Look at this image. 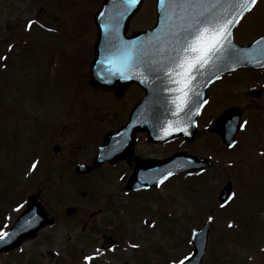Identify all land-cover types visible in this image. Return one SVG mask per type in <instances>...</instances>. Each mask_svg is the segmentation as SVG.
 Masks as SVG:
<instances>
[{
    "label": "rangeland",
    "instance_id": "obj_1",
    "mask_svg": "<svg viewBox=\"0 0 264 264\" xmlns=\"http://www.w3.org/2000/svg\"><path fill=\"white\" fill-rule=\"evenodd\" d=\"M102 1L0 0V57H7L0 59V230L11 226L27 197L35 192H41L55 218L36 238L1 252L0 264H171L192 253V233L206 221L211 230L203 264H264V230H256V218L238 210L247 195L239 189L230 208L217 199L226 183L221 166L235 159L237 147L220 150L221 143L208 133L209 120L228 106L248 107L258 114L264 111L252 110L246 98L253 77L249 72L216 83L199 119L194 150L216 161L213 172L173 178L158 194L153 191L135 197L123 193L118 179H100V172L79 176L67 163L49 170V113L58 116L56 108L61 102L78 95L73 85L89 77L87 67H74L79 57L86 65L94 54V14ZM30 19L38 21L29 29L26 23ZM155 19V0H147L132 19L129 33L154 24ZM53 25L59 27L58 32L49 31ZM263 32L264 0H257L237 27L235 38L242 44ZM58 42L62 44L53 49ZM49 50L66 56L63 68L50 76ZM260 103L264 109V98L254 105ZM211 140L212 148L208 145ZM96 142L87 149L92 155ZM243 145L242 140L238 146ZM34 161H38L35 169ZM241 171L230 169V175L242 176ZM248 176L255 174L252 171ZM250 182L255 184L254 179ZM249 196H255L254 192ZM243 205L247 207V203ZM69 206L77 207L78 212L68 216ZM107 238L120 245L109 248ZM102 245L105 249L100 251ZM97 250L100 254L91 262L84 261L85 255Z\"/></svg>",
    "mask_w": 264,
    "mask_h": 264
},
{
    "label": "flooded vegetation",
    "instance_id": "obj_2",
    "mask_svg": "<svg viewBox=\"0 0 264 264\" xmlns=\"http://www.w3.org/2000/svg\"><path fill=\"white\" fill-rule=\"evenodd\" d=\"M56 25L52 27L55 28L57 27ZM147 27L149 26L145 28ZM57 28L59 29V27ZM61 44L58 42L53 49H57V46L59 47ZM93 56L86 65H83L82 58L79 57L76 60L79 64L74 68L80 70L84 66L86 70L87 67L89 76L86 81L76 84L79 86L73 85L76 87L75 92L78 95L72 97L69 102H61L59 107L56 108L59 112L58 116L54 117L52 113H49V170L55 166L62 167L65 163L71 167L73 166V168L78 163L93 165L98 147L103 143L106 135L110 131L120 130L126 126V129L114 138L117 148H122L119 160L114 163L105 162L85 173L77 175L90 177L100 172V179L107 180L111 177L116 180L118 179L124 188L123 193L135 197L147 195L153 191L154 193H158L159 187L134 189L127 187V185L130 182L141 183L144 179L149 178L148 174L153 171L149 168L146 169L145 164L150 160L164 159L175 152L181 151L197 154L194 147L198 141V131L192 141H188L181 133L169 138L167 142L150 137L151 133L156 132L155 130L160 120H157L156 113L153 111L156 107H152L151 112L149 75H146L144 72L142 74L131 73L126 89L118 94L114 91L96 88L90 83V64ZM63 57L66 56L52 53V50H49V76L53 75L54 71L58 72V70L63 68L61 64ZM70 58L72 57L70 56ZM55 62L59 64L56 67L54 65ZM180 71L179 69L178 72ZM242 71L253 74L252 79H250L252 85L246 90V98L249 99L252 110L254 108L264 110L261 103L256 106L254 105V103L256 104V102L264 98V71L247 68L229 75L233 76ZM178 72H172V80L167 85L171 88L168 94L173 96L174 102L180 107L182 105L184 107V112H182L181 108V112L179 113V124H181L182 115L188 121L191 119L192 106L197 99L198 84L202 83L203 85L205 80L198 79L197 74L194 75L193 73L194 83L189 88L183 83L177 82L183 80V76L177 75ZM226 76L228 75L223 77ZM162 83L165 85L164 81ZM213 86L211 85L207 90V100L211 95ZM178 89H182L183 91H178ZM185 94L188 97L187 103H182L181 100ZM166 95V91L164 90L158 97L165 99ZM240 108L242 110L240 125L244 121L248 123L245 127H240L236 135V143L233 147L223 145L220 136L211 129L212 122L217 116L209 120L208 133L212 137L215 135L217 142H221L223 147L220 150L233 151L235 147L239 148L238 144L243 140V147L234 150L235 159L232 158L233 161L227 162V164L223 163L224 165L221 167L226 174V183L232 182L233 191L238 190L239 186V189L247 195V198L240 200L241 207L239 206L238 209L255 217L257 221L256 230L262 231L264 230V113H251V111H248L250 110L248 107ZM203 111L201 115H203ZM212 137L210 138L212 139ZM94 142H96V152L92 155L87 149ZM208 145L212 148L213 141L208 142ZM169 146L172 149L167 151V147ZM252 147H255V150ZM238 161L240 163L243 161V165L238 164ZM217 166V163L213 161L210 170L213 172ZM230 169H241L242 173L240 175L242 176H231ZM252 171L255 176H248ZM197 173H179L174 176L191 177ZM251 179H254L255 184L250 182ZM252 192H254L255 196L251 197L249 195ZM112 195L114 196V194ZM109 199L114 200L115 198L110 197ZM244 203H247L246 208L243 205ZM230 207L229 205L228 208ZM115 216L119 217L120 214H116ZM111 241L115 242L117 246L120 244L114 240Z\"/></svg>",
    "mask_w": 264,
    "mask_h": 264
},
{
    "label": "water",
    "instance_id": "obj_3",
    "mask_svg": "<svg viewBox=\"0 0 264 264\" xmlns=\"http://www.w3.org/2000/svg\"><path fill=\"white\" fill-rule=\"evenodd\" d=\"M144 1L145 0H140V2L134 6L128 7L127 11H125L126 5L122 3V0L103 1L102 6L95 15L98 37L95 44V57L91 64L90 82L96 87L114 90L116 94H118L126 89L131 73L142 74V72H144L146 75L148 74L150 81L149 97L151 112L152 107H156L153 111L156 113L157 120H160L155 130L156 132L151 133V136L156 137L155 135H157L164 140L174 134L181 133L190 137L191 141L196 131V115L205 102V87L225 72L246 66H263L264 35L252 43L241 46L238 45L234 39V30L239 22L233 25L230 30V45L227 46V53L221 55L219 59L210 61L197 75L198 79L207 80L203 85L202 83L198 84L196 110L194 111L192 108V115L189 121L183 118L184 116L182 115V121L181 124H179V113L183 106L180 107L174 102L173 96L168 94L171 88L167 85L172 80V72L179 71L172 63V45L169 44L167 48L161 51L162 45L154 44L153 40L162 29H166L169 24L175 26L178 21L175 19L171 21L166 19L165 13L161 11L160 0H156V24L149 29L135 31L130 37L127 36L129 22L141 8ZM133 41L137 42V48L142 47L144 51L138 55V61L134 70L129 71L120 67L121 48L124 42L131 43ZM162 81L165 82V85H163ZM164 90L167 94L165 99L163 97L159 98L158 96ZM233 111V108L227 109L224 115L217 119L214 125V129L219 131L224 141L228 143L233 142L236 130L228 131L224 123L229 120V115L233 113ZM182 112H184V110H182ZM173 128L177 130L172 131ZM112 136L113 132H110L107 135L106 141L99 147V153L95 158L96 164H100L106 160L116 159L117 152L112 149L110 143ZM210 164L211 162L209 160L187 154L186 152L174 154L165 160L146 163L145 168H155L158 170V174L154 176L156 178L155 181L151 179L150 182H152L145 186H152L176 171L201 169ZM77 169L80 171L81 166H78ZM230 190L231 185H226L221 191L219 199L223 201L228 196ZM73 211H75L74 208L69 209V213ZM49 222H52V218L46 211L44 203L39 195L35 194L30 196L25 211L7 231L9 235L0 239V252L12 250L19 246L24 240L36 236L37 232ZM209 231L210 224L205 223L202 227L193 232L192 241L194 244V252L185 260L184 264L201 263L206 252Z\"/></svg>",
    "mask_w": 264,
    "mask_h": 264
},
{
    "label": "snow or ice",
    "instance_id": "obj_4",
    "mask_svg": "<svg viewBox=\"0 0 264 264\" xmlns=\"http://www.w3.org/2000/svg\"><path fill=\"white\" fill-rule=\"evenodd\" d=\"M139 2L140 0H122L126 5L125 11ZM160 3L166 19L169 21L175 19L178 23L175 26L169 24L166 29H162L153 38L154 44H161V51L169 44L172 45V63L175 68L181 70L177 75L183 76V80L177 82L190 88L194 83L193 73L198 75L206 64L227 53L231 28L257 4V0H160ZM34 23L36 21L28 20L27 27L30 29ZM136 45L135 41L124 42L120 56L121 68L134 70L138 55L144 51L142 47L137 48ZM6 58V56L0 57V59ZM178 91L183 90L178 89ZM187 99L185 94L181 102L187 103ZM247 123L244 121L240 127H245ZM176 130L172 129V131ZM235 143L236 141H233L229 147H233ZM37 164L38 161H34L32 168L35 169ZM235 196L236 193L232 192L223 203H229ZM211 219L212 217L209 216V220ZM8 235L7 231L0 230V239ZM132 246L138 247V245ZM99 254L97 250L85 255L83 259L85 262H91ZM187 259V256L183 259H174L171 264H184Z\"/></svg>",
    "mask_w": 264,
    "mask_h": 264
}]
</instances>
